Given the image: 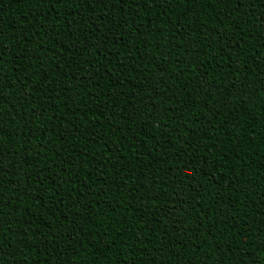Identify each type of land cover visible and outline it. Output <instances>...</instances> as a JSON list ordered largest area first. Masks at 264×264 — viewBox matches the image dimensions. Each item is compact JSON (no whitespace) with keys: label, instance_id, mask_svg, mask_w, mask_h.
<instances>
[{"label":"trees","instance_id":"16d2710c","mask_svg":"<svg viewBox=\"0 0 264 264\" xmlns=\"http://www.w3.org/2000/svg\"><path fill=\"white\" fill-rule=\"evenodd\" d=\"M264 264V0H0V264Z\"/></svg>","mask_w":264,"mask_h":264},{"label":"snow or ice","instance_id":"6c2138e0","mask_svg":"<svg viewBox=\"0 0 264 264\" xmlns=\"http://www.w3.org/2000/svg\"><path fill=\"white\" fill-rule=\"evenodd\" d=\"M238 264H240V262H238Z\"/></svg>","mask_w":264,"mask_h":264}]
</instances>
